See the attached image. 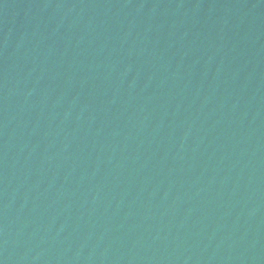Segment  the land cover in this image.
Wrapping results in <instances>:
<instances>
[{
  "label": "water",
  "instance_id": "water-1",
  "mask_svg": "<svg viewBox=\"0 0 264 264\" xmlns=\"http://www.w3.org/2000/svg\"><path fill=\"white\" fill-rule=\"evenodd\" d=\"M0 264H264V0H0Z\"/></svg>",
  "mask_w": 264,
  "mask_h": 264
}]
</instances>
